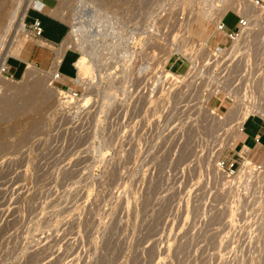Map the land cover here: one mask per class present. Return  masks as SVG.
<instances>
[{
    "label": "rangeland",
    "instance_id": "1",
    "mask_svg": "<svg viewBox=\"0 0 264 264\" xmlns=\"http://www.w3.org/2000/svg\"><path fill=\"white\" fill-rule=\"evenodd\" d=\"M154 1L53 0L51 13L69 23L59 53L75 49L89 64L82 82L76 64L73 76L57 79L70 81L64 87L52 82L50 70L0 74V98L25 91L32 80L51 94L41 102L43 92L35 90L23 111L0 110V264H264V138L231 150L237 171L228 175L215 167L211 130L165 118L158 97L148 93L155 120L144 107L138 116L130 109L136 52L150 48L141 23ZM181 1L188 5L184 18L191 10L188 32L222 43L221 35L205 31H214L217 1ZM25 2L7 5L18 12ZM179 13L180 7L170 9L167 17L178 23ZM4 17L0 59L20 50L21 36L29 35L26 26L24 33L5 31ZM234 21L231 13L225 18ZM259 49L257 64L264 60ZM161 50L157 61L139 64L163 66L171 50ZM161 92L165 101L170 93ZM250 111L264 117V103L226 109L232 124L223 147L243 140L244 132L233 134ZM210 117L221 122L216 113ZM258 126L251 117L245 131L251 136Z\"/></svg>",
    "mask_w": 264,
    "mask_h": 264
},
{
    "label": "built area",
    "instance_id": "2",
    "mask_svg": "<svg viewBox=\"0 0 264 264\" xmlns=\"http://www.w3.org/2000/svg\"><path fill=\"white\" fill-rule=\"evenodd\" d=\"M162 1H154L141 23V30L147 29L148 26L145 39H148L147 44L151 52H148L150 48L136 52L131 82L134 86V97L131 99L130 109L138 116L144 107L147 116L155 120L153 116L156 113H152L154 102H147L144 97L148 93L158 97L155 103L157 102L158 110L164 111L165 118L170 117L178 122L186 120L211 130L209 136H212L213 140L215 167L221 172L233 175L237 171V161L230 152L235 150L239 141L231 148L223 147L220 139L224 141L228 126L232 124L225 116L227 108L237 111L241 106L255 107L264 103V60L260 66L255 63L257 51L264 40V0H253L256 5L262 6L261 13L254 22L248 18V13L243 11V0H237L240 5L243 4V10L239 12V8H228L215 21L214 32H221L225 44L214 43V35L206 42L193 37L187 32L184 23H180L188 5L181 0H167L164 3ZM179 7V21L174 23L167 15L170 9ZM230 13L235 17L232 25L225 22ZM159 15L165 16V19L161 20ZM25 24L31 36L41 34L42 25L38 18ZM161 49L171 50L163 66L156 65L152 68L143 63L139 64L147 57L150 63L157 61L155 51L161 54ZM183 64V70L174 68V65ZM166 68L171 70L166 71ZM0 71L5 77L14 78V72L6 65H3ZM173 71L184 72V78L180 80L176 77L177 73L172 74ZM59 74L61 73L57 70L54 76L58 77ZM161 90L170 93L165 101L160 100L161 95H164ZM70 93L75 99L77 93ZM213 107H216V112ZM214 113L218 114L220 123L212 122L210 116ZM249 117H259L264 121L260 114L250 111L239 130H245L244 125ZM252 138L259 142L261 136L256 133Z\"/></svg>",
    "mask_w": 264,
    "mask_h": 264
},
{
    "label": "crops",
    "instance_id": "3",
    "mask_svg": "<svg viewBox=\"0 0 264 264\" xmlns=\"http://www.w3.org/2000/svg\"><path fill=\"white\" fill-rule=\"evenodd\" d=\"M53 4V0H43L39 5H33L27 9L25 22L31 23L34 18H38L42 25V32L38 36L29 34L18 53L9 55L6 58L5 65L14 72V75H23L29 67L41 71H48L52 68L57 51L63 45L69 29L67 21L51 13ZM61 53V59L56 66V70L61 73V76L62 74L73 76L75 74L74 61L77 58V51L72 48H65ZM66 64H68V69H65ZM63 81L64 83L70 82L67 78H64ZM250 118H247L245 126ZM256 118L259 120L257 130L251 136L244 130L243 140L239 142H245L256 133L264 138V121L259 117ZM246 143H243V145ZM246 145L251 146L249 142Z\"/></svg>",
    "mask_w": 264,
    "mask_h": 264
},
{
    "label": "bare ground",
    "instance_id": "4",
    "mask_svg": "<svg viewBox=\"0 0 264 264\" xmlns=\"http://www.w3.org/2000/svg\"><path fill=\"white\" fill-rule=\"evenodd\" d=\"M217 1V3H216V5H217V10H218V12H214V14L212 15V20L215 22L221 15H222V11H224L225 10V8H228V6L229 5H231L229 8H233V9H236L237 10V8H239L238 9V11L240 12L241 10H243L242 9V7H243V4L242 5H240V1H237V0H216ZM244 1V4H245V8H244V12H246V13H248L247 14V16H248V18L252 21V22H254L257 18H256V16L255 15H257L258 14V12L260 11V10H258V8H256V6H252L253 4H252V2L250 1V0H243ZM43 2V0H26V2L25 3H23V6H22V8H20L19 10H18V12H17V7H14V6H8L7 5V0H0V16H2V15H5V21H6V25H5V27H3L4 29H5V31H7V30H16L17 32H22V33H24L25 32V26H26V24H25V22H24V20H25V15H26V12H27V9L30 7V6H33V5H39L40 3H42ZM210 2V1H209ZM221 4V5H220ZM252 4V5H251ZM240 5V6H239ZM43 9V8H42ZM257 10H258V12H257ZM189 11H191V10H189ZM187 12L188 13V15L183 19V21H180V22H183L184 23V26H185V28H186V30H187V32H188V29H187V27H188V24H187V22H188V19H189V17H190V12ZM253 18V19H252ZM255 18V19H254ZM1 20H3V19H1ZM2 27V25H0V28ZM205 31H207V33L208 34H216L215 35V39H219V36L221 35L222 36V34H221V32H215L214 33V31H213V29L212 28H210V29H207V30H205ZM189 33V32H188ZM204 33V32H203ZM29 37V35H25V34H23L22 36H21V38H22V43L20 44V48H21V46L23 45V43H24V41L27 39ZM7 41V40H6ZM9 41V40H8ZM9 43V42H8ZM222 43H224V38H223V40H222ZM225 44V43H224ZM262 45H260L259 47H260V49L259 50H262V51H260L262 54H263V56H262V54H261V60L263 59V57H264V40H263V42L261 43ZM5 45V44H4ZM7 45V44H6ZM226 45H224V47H225ZM6 47H8V46H6ZM7 49V48H6ZM2 51H3V49H2ZM19 51V50H18ZM18 51H16V53H15V55L18 53ZM7 52V51H6ZM5 52V53H6ZM4 53V54H5ZM2 55V54H1ZM9 55H11V53L10 52H8V54L6 55V57L3 59V57H2V59H0L1 61H2V63H3V65H5V61H6V58L9 56ZM4 56V55H3ZM0 58H1V56H0ZM60 59H61V54L59 53V51H57V54H56V56H55V59H54V62H53V66H52V68L50 69V73H51V79H52V82H55L56 84L57 83H59L60 85H62V87H64V85H65V83H60V82H58V78L61 76V74H59V76L58 77H56V76H54V74H55V72L57 71L56 70V66H57V64L59 63V61H60ZM0 61V62H1ZM1 63V64H2ZM260 63H261V61H260ZM0 64V65H1ZM74 64H76L77 65V67H76V73H77V78H76V82L77 83H81L82 82V76L88 71L87 70V67L89 66V64H87V62H86V60L84 59V57L82 58V56L80 55L75 61H74ZM259 64V63H258ZM2 65V66H3ZM260 65V64H259ZM0 70H1V68H0ZM48 72V71H47ZM0 74H2L1 73V71H0ZM24 75V77H25V73L23 74ZM262 76L264 77V74H262ZM27 77V76H26ZM24 80H28V78H24ZM30 80V79H29ZM58 86V85H57ZM67 86H69V85H67ZM66 86V87H67ZM35 90H42V92H43V94H42V96H41V102H44V101H46V99L51 95L50 93H49V91H47V89H43V84H41L38 80H32L31 81V85H29L28 87H27V89L25 90V91H23V92H21V91H16V92H8V91H4V94H3V96L0 98V110H1V113H2V115H7V114H11V113H14V112H21V111H23L24 109H25V107H26V102L27 101H30V99H31V95H32V92H34ZM64 92V91H63ZM62 94V93H61ZM70 96V95H69ZM65 97V96H64ZM70 98V97H69ZM229 111V110H228ZM226 114V113H225ZM228 114V113H227ZM231 114H234V112H230V115ZM228 117V115L226 116V118ZM229 118V117H228ZM264 118V117H263ZM240 119V120H239ZM238 120L240 121V123L237 125V127H236V129H235V131H234V134L233 135H235L237 132H243L244 130H239V129H241V125H242V122L244 121V120H241V119H243L242 117L241 118H239ZM242 121V122H241ZM27 135V133H24L23 134V137L24 136H26ZM234 142V141H233ZM233 142H232V144H233ZM260 145V146H259ZM256 147H261V144H258V145H256L255 146V148ZM251 148H254V147H251ZM255 167V170L257 171V169H260V168H262L261 166H259V165H257V166H254ZM260 167V168H259Z\"/></svg>",
    "mask_w": 264,
    "mask_h": 264
}]
</instances>
